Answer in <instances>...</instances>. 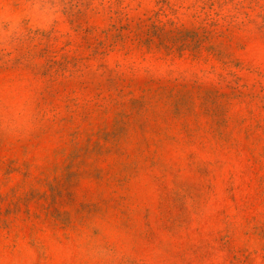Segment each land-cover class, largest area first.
Wrapping results in <instances>:
<instances>
[{"label": "rangeland", "instance_id": "rangeland-1", "mask_svg": "<svg viewBox=\"0 0 264 264\" xmlns=\"http://www.w3.org/2000/svg\"><path fill=\"white\" fill-rule=\"evenodd\" d=\"M0 264H264V0H0Z\"/></svg>", "mask_w": 264, "mask_h": 264}]
</instances>
